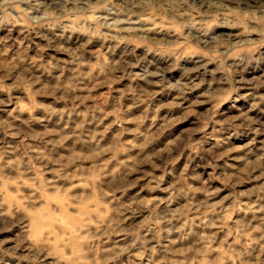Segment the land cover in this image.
I'll return each instance as SVG.
<instances>
[{"label":"rangeland","instance_id":"1","mask_svg":"<svg viewBox=\"0 0 264 264\" xmlns=\"http://www.w3.org/2000/svg\"><path fill=\"white\" fill-rule=\"evenodd\" d=\"M0 264H264V0H0Z\"/></svg>","mask_w":264,"mask_h":264}]
</instances>
